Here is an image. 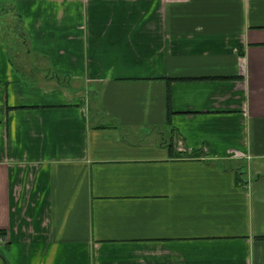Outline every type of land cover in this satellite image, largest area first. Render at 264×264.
Masks as SVG:
<instances>
[{
    "label": "crops",
    "instance_id": "1",
    "mask_svg": "<svg viewBox=\"0 0 264 264\" xmlns=\"http://www.w3.org/2000/svg\"><path fill=\"white\" fill-rule=\"evenodd\" d=\"M0 235V264H264V0H0Z\"/></svg>",
    "mask_w": 264,
    "mask_h": 264
},
{
    "label": "rangeland",
    "instance_id": "2",
    "mask_svg": "<svg viewBox=\"0 0 264 264\" xmlns=\"http://www.w3.org/2000/svg\"><path fill=\"white\" fill-rule=\"evenodd\" d=\"M15 44H16V41H15L14 44H12V45H15ZM161 130L164 131V136H165V137H168V134H169V133H168V132H167V133L165 132L166 129H165V128H162ZM157 133H158V132H154V134H153L152 137H153V138L157 137ZM158 137H159V138H162V135L159 134Z\"/></svg>",
    "mask_w": 264,
    "mask_h": 264
},
{
    "label": "trees",
    "instance_id": "3",
    "mask_svg": "<svg viewBox=\"0 0 264 264\" xmlns=\"http://www.w3.org/2000/svg\"><path fill=\"white\" fill-rule=\"evenodd\" d=\"M169 147H170V149L173 148V143H172V141H169Z\"/></svg>",
    "mask_w": 264,
    "mask_h": 264
},
{
    "label": "built area",
    "instance_id": "4",
    "mask_svg": "<svg viewBox=\"0 0 264 264\" xmlns=\"http://www.w3.org/2000/svg\"><path fill=\"white\" fill-rule=\"evenodd\" d=\"M2 241V237H1V235H0V242Z\"/></svg>",
    "mask_w": 264,
    "mask_h": 264
}]
</instances>
